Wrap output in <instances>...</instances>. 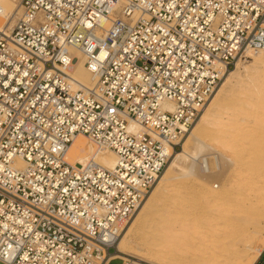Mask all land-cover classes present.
Here are the masks:
<instances>
[{"label": "built area", "instance_id": "2783aa9c", "mask_svg": "<svg viewBox=\"0 0 264 264\" xmlns=\"http://www.w3.org/2000/svg\"><path fill=\"white\" fill-rule=\"evenodd\" d=\"M19 9L0 29V262L128 264L112 255L116 241L171 152L223 73L264 49V0H20ZM73 48L91 87L69 73ZM78 134L111 149L114 167L69 163Z\"/></svg>", "mask_w": 264, "mask_h": 264}, {"label": "bare ground", "instance_id": "6f19581e", "mask_svg": "<svg viewBox=\"0 0 264 264\" xmlns=\"http://www.w3.org/2000/svg\"><path fill=\"white\" fill-rule=\"evenodd\" d=\"M13 1L14 0H0V29L5 30L6 32L12 28L14 24L13 22L16 21L19 13H16V5ZM71 53L73 59L69 70L70 75L78 83L85 87H91L95 82V78L85 65V58L82 51L73 48L71 49ZM248 56L251 57V59L253 58L254 66L261 69L259 86H255L252 90L257 89L264 99V49L250 51ZM248 75V68L241 64L240 59L235 62L232 69L229 68L223 73L219 88L202 106L200 110L201 113L198 119L194 122L188 135L184 138L180 150H174L171 152L162 170L161 177L158 176L160 179L157 184L147 196L145 202L141 204L142 206H140L137 214L132 219L122 236L119 235L120 238L118 237L115 244V253L112 255L120 259L134 257L137 261L143 260V258H140L136 254L132 255L130 254V251H128L127 242L131 237L132 230L142 219L143 211L153 198L155 199L158 195L163 194L166 201H169L170 203L172 202L168 199L175 196L178 191L177 189H180V187L176 186L175 189L173 188V191L170 189L172 192H166L163 190V185L165 186L166 182H177V179L189 176L202 183V194L205 197H209V199H211L210 201H213V204L217 201L214 206L216 209L211 214V219L216 220L214 224L215 227L213 225L212 229L209 227L203 229L200 233L197 232L202 236L203 240L209 239V242H211L210 245L215 249V254H213L212 258H209L204 264H252L255 261L264 247V164H261L260 161L258 163L257 161L258 164L255 162L257 165L254 164V169H250L246 174L240 175L239 179H235L237 180L236 183L230 180L229 184L232 186L234 185L233 189L231 186V189L228 187L215 191L213 189V184L211 183V178L214 171L219 169L223 162L220 164V159L215 156L214 165H210V162L204 153H207L206 151H209V149L211 150V148L199 137V134L204 131L207 124L211 123L212 112L214 111L216 103L220 99L224 88L230 85L234 78L240 76L244 79L245 77H248ZM245 80L247 79L245 78ZM234 84L236 85V82ZM167 104L172 107L171 103ZM128 128L132 131L140 129L139 125L131 119L128 122ZM188 131L189 130L187 129L186 132ZM191 144L193 145L191 146ZM65 159L69 163L76 165L85 164L88 160H94L107 169L113 168L117 162V156L111 149L97 147L89 137L82 134L73 137L71 143L67 147ZM251 160L254 161V159ZM174 168H178L180 173L173 175L172 170ZM183 204L184 203L182 202V205ZM163 205L166 206V204ZM171 207L172 206L168 205L167 208H165L163 215L168 216V218L167 216H165V218L170 219L172 216H177L180 217V219H183L181 217L184 216H182L181 212L176 211L177 209L175 210L174 206ZM188 219L189 218H187V220ZM179 221L178 226L169 229L168 232L173 236L182 239L189 240L194 238L193 234L195 231L192 230V232H189L187 229L188 226H191H187V223L183 222L185 220ZM194 221L195 219L191 222V225ZM166 236V232H163V237H165V239ZM255 238L259 240L254 243L253 240ZM167 242L165 240V243Z\"/></svg>", "mask_w": 264, "mask_h": 264}, {"label": "rangeland", "instance_id": "374dc122", "mask_svg": "<svg viewBox=\"0 0 264 264\" xmlns=\"http://www.w3.org/2000/svg\"><path fill=\"white\" fill-rule=\"evenodd\" d=\"M13 2L16 5V13H18L19 0H14ZM240 60L241 64L248 68L249 75L245 77L247 80L238 76L240 79L234 78L230 85L224 88L212 112L211 123L207 124L204 131L199 134L200 139L211 148V150L206 151L207 153H204L210 165H214L215 156L220 159V164L223 162L221 167L214 171L211 178L215 191L228 187L231 189L232 185L229 184V181L232 180L236 183L237 180L235 179H239L240 175L246 174L250 169H254V164L257 161L264 164V99L257 89L252 90L255 86H259L261 69L254 66V60L251 57ZM221 81H219L209 99L219 88ZM235 82L236 85L234 84ZM194 122L188 128L189 131L185 133L176 150H180L181 144L190 132ZM251 159H254V161ZM162 172L159 175L160 177ZM179 173L178 168L172 170L173 175ZM160 177L156 179L141 204L145 202ZM176 186H179L180 189H177L178 191L172 197L173 199H168L172 202L166 201L163 194H160L161 197L158 195L159 197L153 198L143 211L142 219L131 232V237L127 242L128 251L132 255H138L143 260L137 261L134 257H128V259H122L123 261L128 264H204L215 254V249L210 245L209 239L203 240L202 236L197 232L200 233V231L209 227L212 229L216 220L211 219V214L216 209L214 206L217 201L213 204V201H210L209 197H205L202 194V183L194 180L192 177H181L177 179V182L168 181L165 183V186L163 185V190L172 192ZM233 188L234 185L232 186ZM182 202L184 203L183 205ZM141 204L125 225L120 236H122L137 214L140 206H142ZM163 204H166V206ZM167 204L172 207L174 206L175 210L177 209L176 211H180L182 216H188L187 218L189 219L187 220L184 217L180 219L177 216L166 219L165 216L167 215H163V212L167 208ZM194 219L195 221L191 225ZM179 220H185L183 222H186L187 226H191H188L187 229L189 232L195 231V233L193 232L194 234L192 233L194 238L189 240L182 239L168 232L169 229L178 226ZM163 232L167 234L166 239L163 237ZM165 240L168 242L165 243ZM258 240L255 238L253 242L255 243ZM258 261H261L260 264H264V255L260 258L259 253L252 264H258ZM0 264L2 263L0 262ZM110 264H122V262L116 259Z\"/></svg>", "mask_w": 264, "mask_h": 264}, {"label": "crops", "instance_id": "0c3cea01", "mask_svg": "<svg viewBox=\"0 0 264 264\" xmlns=\"http://www.w3.org/2000/svg\"><path fill=\"white\" fill-rule=\"evenodd\" d=\"M264 255V248L262 249V251L260 252V258H261V256H263ZM261 263V261H258V264H260Z\"/></svg>", "mask_w": 264, "mask_h": 264}]
</instances>
